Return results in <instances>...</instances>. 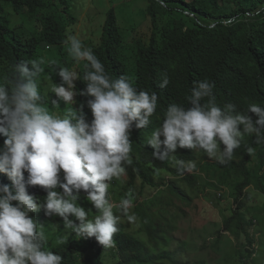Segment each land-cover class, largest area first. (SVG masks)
Returning a JSON list of instances; mask_svg holds the SVG:
<instances>
[{
  "label": "clouds",
  "instance_id": "obj_1",
  "mask_svg": "<svg viewBox=\"0 0 264 264\" xmlns=\"http://www.w3.org/2000/svg\"><path fill=\"white\" fill-rule=\"evenodd\" d=\"M79 19L81 38L87 37V29H80V24L90 17L81 18L80 14ZM101 33L98 40L89 38L98 42ZM64 43L75 62L85 61L86 87L79 92L74 83L81 80L79 73L56 65L53 61L62 55L51 45L46 46L44 56L38 57L37 47L32 53L21 54L16 38L0 44V135L6 137L0 146V173L11 181V185L0 184V264H63L59 254L45 247L44 226L30 213L43 210L46 216H59L64 227L77 237H94L105 248L114 246L122 216L130 223L137 221L135 214H129L134 207L131 191L114 203L108 190L111 181L125 173L123 165L130 162L132 152L131 132L149 125L157 110L158 95L140 90L135 72L110 77L92 49L71 29L66 30ZM54 65L59 68L61 82L53 83L51 75H46L45 91L40 88V78L46 67L52 69ZM168 84L169 78L164 75L159 87ZM214 87L208 79L194 81L187 98L189 107L168 105L160 126L147 141L153 159H169L178 148L197 149L224 165L233 159L244 135L255 134L256 143H264V107L251 103L247 114L238 112L232 103L220 107ZM77 95L90 97V122L83 105L73 108ZM47 99L52 101L51 106ZM56 100L66 107L60 110ZM248 151L253 149L249 147ZM176 164L181 171L196 168L194 161L177 160ZM26 184L40 186L46 196L42 200L34 198ZM74 191L86 194L85 199L97 213L93 219H88V211L77 204ZM254 195L264 199V193ZM255 236L251 233L255 241L246 247L252 252L250 260L256 258L260 248Z\"/></svg>",
  "mask_w": 264,
  "mask_h": 264
},
{
  "label": "trees",
  "instance_id": "obj_2",
  "mask_svg": "<svg viewBox=\"0 0 264 264\" xmlns=\"http://www.w3.org/2000/svg\"><path fill=\"white\" fill-rule=\"evenodd\" d=\"M85 2L0 0V44L16 38L21 54L32 53L37 47L38 57L44 56L46 46L51 45L62 55L53 62L79 73L81 80L74 82L79 92L86 87L83 82L85 61L77 63L67 53L64 41L66 30L71 29L86 47L92 49L110 77L135 72V80L140 90L157 93V110L146 128H133L130 136L133 142L130 162L123 165L126 169L124 174L127 176L125 193L131 191L133 194V202L138 204L135 207L136 214L142 219L141 227L148 233L149 238L145 242L144 239L126 233L124 223L120 220L119 231L113 240L121 264H164L168 261L164 254L171 238L165 227L158 230L161 223L145 211V202L141 203L139 198L146 187L158 190L162 186H168L164 178L161 184L156 182V177H160L162 171L176 179L182 178L191 185L206 178L214 191L220 190L217 192H221L236 179L237 196L234 201L238 208L231 217L223 219V229L237 241L240 240L241 246L242 238L245 239V248L251 246L255 241L251 238L254 224L253 220L245 219L242 211L245 204L242 199L244 191L250 186L264 193V143L257 144L255 134L244 135L240 147L234 150L233 159L224 165L214 158H208L202 150L185 149L178 155V160H196L194 173L188 174L187 171L178 170V166L174 168L170 159H153V149L147 141L151 133L160 126L170 103L190 106L187 98L191 95L194 81L208 79L214 82L213 93L220 107L232 103L238 112L245 114L251 103H259L264 107V0H147L149 31L143 35L136 28L132 38L136 43V54H132V59L123 55L125 38L113 7L106 12L102 38L98 42L89 37L81 38L82 33L78 27L80 12L77 7L86 8L88 1ZM130 59L132 62L128 63ZM58 66L54 65L52 69L46 67L45 74L40 78V88L47 90L45 76L48 74L51 75L53 83L61 82L57 74ZM164 75L168 76L169 84L160 88L159 84ZM88 99L90 97L75 96L76 103L73 108L83 105V112L90 122L92 116L87 107ZM56 101L60 110L66 107L63 101ZM51 102L48 100L49 106ZM5 139L6 137L0 135V146ZM249 147L253 149L252 152L248 151ZM255 156V168L251 169ZM27 176L25 172V182ZM0 184L11 185L6 174L0 173ZM173 185V191L176 192L177 187ZM26 190L29 195L41 200L47 194L40 186L26 184ZM74 195L77 196V204L88 211V219H93L97 213L85 199L86 194L83 191H74ZM30 215L44 226L45 233L54 224L64 227L62 218L46 216L43 210ZM69 219L78 223L72 216ZM61 237L64 242L47 235L45 247L59 254L63 264H104L98 258L81 260L84 252L91 248H101L94 237H77L74 232L62 234ZM246 250L245 254L239 252V258L252 254L249 249ZM252 264H258V259H254Z\"/></svg>",
  "mask_w": 264,
  "mask_h": 264
},
{
  "label": "rangeland",
  "instance_id": "obj_3",
  "mask_svg": "<svg viewBox=\"0 0 264 264\" xmlns=\"http://www.w3.org/2000/svg\"><path fill=\"white\" fill-rule=\"evenodd\" d=\"M88 6L80 7L78 10L81 18H89L80 24V29L86 28V35L94 40H98L101 33L103 21L109 8H114L118 16L120 29L125 38L123 55L132 59V54H136V43L133 35L137 32L146 35L149 31L150 20L146 16L147 0H87ZM86 3L85 0H80ZM128 60L131 63L132 60ZM163 139V137H161ZM185 149L178 148L176 153L171 156L173 167L178 165V155ZM196 162V160L194 161ZM256 156L253 159L251 169L255 168ZM193 174L192 171H187ZM165 179L168 186L151 189L146 187L144 193L140 195V202H145V211L152 216L155 221L161 223L158 230L165 227L166 232L171 238L165 249L164 255L168 258L164 264H252L254 259H258V264H264V199H260L254 193H262L254 186H250L244 191V209L242 210L245 219L253 220L251 233L258 240L260 245L256 258L250 260L247 254L244 258H239V252L245 254V239L237 241L234 236L225 232L223 229V219L231 217L237 210L234 199L237 196L235 186L236 179L231 181L221 192L211 188L206 178L197 180L194 185L182 178H174L167 172L162 171L160 177H156L158 184ZM177 187L176 192L173 187ZM127 187V176L123 174L119 179H113L110 184L109 198L112 202L118 203L125 195ZM140 187V185H139ZM222 196L220 199L219 197ZM134 207L129 214H135L137 221L130 223L126 216L121 217L124 223L125 232L134 237L144 239L149 238L148 233L142 229V219L136 214L135 207L138 205L133 202ZM92 209V207H91ZM93 211V209H92ZM115 211V210H114ZM118 214V213H117ZM75 219V218H74ZM48 237H53L58 241L61 235L73 233L70 229L54 224L47 228ZM156 231V230H155ZM257 233H256V232ZM87 258L99 259L104 264H121L115 246L100 249L91 248L84 252L81 260ZM252 261V262H251Z\"/></svg>",
  "mask_w": 264,
  "mask_h": 264
},
{
  "label": "built area",
  "instance_id": "obj_4",
  "mask_svg": "<svg viewBox=\"0 0 264 264\" xmlns=\"http://www.w3.org/2000/svg\"><path fill=\"white\" fill-rule=\"evenodd\" d=\"M254 248H255L256 251H258L259 246L257 244H255ZM254 256H256V254H254Z\"/></svg>",
  "mask_w": 264,
  "mask_h": 264
}]
</instances>
